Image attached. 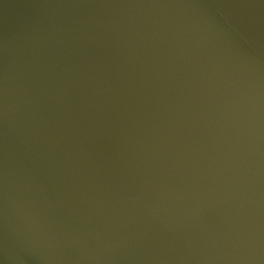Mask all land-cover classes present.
Masks as SVG:
<instances>
[{
    "label": "water",
    "instance_id": "water-1",
    "mask_svg": "<svg viewBox=\"0 0 264 264\" xmlns=\"http://www.w3.org/2000/svg\"><path fill=\"white\" fill-rule=\"evenodd\" d=\"M0 264H264V0H0Z\"/></svg>",
    "mask_w": 264,
    "mask_h": 264
}]
</instances>
